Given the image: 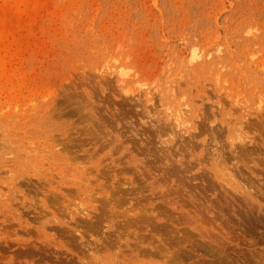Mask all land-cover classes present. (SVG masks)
Wrapping results in <instances>:
<instances>
[{"label": "rangeland", "instance_id": "rangeland-1", "mask_svg": "<svg viewBox=\"0 0 264 264\" xmlns=\"http://www.w3.org/2000/svg\"><path fill=\"white\" fill-rule=\"evenodd\" d=\"M175 84L188 132L162 117ZM217 104L264 117V0H0V264H264L261 182L208 170ZM87 127L92 155L50 165L53 136Z\"/></svg>", "mask_w": 264, "mask_h": 264}, {"label": "bare ground", "instance_id": "bare-ground-1", "mask_svg": "<svg viewBox=\"0 0 264 264\" xmlns=\"http://www.w3.org/2000/svg\"><path fill=\"white\" fill-rule=\"evenodd\" d=\"M203 55L201 52H198L197 50H193L191 60L198 59L199 57H202ZM206 59H204L202 62H205ZM121 76V77H119ZM126 72H122L120 70H117V78L119 81L128 82L124 83L126 85L132 84L130 82L132 79H129ZM154 89L156 87H153L151 90H143V94L148 102L153 101V96L155 94ZM173 89L175 92L168 93L166 91L156 89V92L159 94V97L161 96L162 105L164 106V109L162 111V117L169 124L168 127H170V130H177L182 131L186 130L189 131L187 127V124L185 122V118L183 117V109L179 108V102L180 98L178 97V90L176 84L173 86ZM169 97H171L169 99ZM261 110L259 112H264V107L262 105ZM186 107V105H185ZM263 108V109H262ZM212 116L215 117V114L218 115L219 121L221 122L219 125V130L224 135V145L219 144L216 142V140H212V148L210 149V155L213 164L208 168L209 171H213L214 175L219 179L222 180V182L225 183L226 186H228L231 189H236L238 187L237 184H239L240 177L245 180L248 184V181L252 180L251 178H256L257 181L261 182V187L258 188V191L262 192L264 194V176L260 177L256 174V163H255V155H261L264 154V117L259 118V116L256 117V120L253 121L251 118V115L248 110L245 108H242L241 113L233 114L230 112V110H226V107L222 106L221 104H217L215 107L211 109ZM214 112V113H213ZM258 110L256 113H258ZM188 114V111L186 115ZM239 125L241 127L240 133H236L234 128ZM244 127V128H243ZM256 128L261 129V134H259V137L251 136L247 134L246 132H249V129ZM56 130L57 128H53ZM87 129H90L87 127ZM215 129V128H214ZM214 129H212L214 131ZM90 139L83 136L81 139L77 138V142H74L73 138L67 137L65 133L60 134V136H53L55 139V145L49 143L47 146V149L50 153L49 156H47L46 159H50V165L54 166L57 164V162L60 164H64L65 166L69 165L66 163H69L70 160H77L78 158L85 159L86 157H89L92 155V153L89 152V149L86 148L85 150H82V152H78V150H74L73 145H90L91 143L96 145L98 142L102 140L103 133L99 132L95 129L89 130ZM216 137V136H215ZM47 139V137H45ZM260 142H259V140ZM217 143V144H216ZM65 158H63V156ZM250 162H253L255 166H250ZM96 169L95 172H98L96 175L95 181H99L98 188L101 191L104 190V204L108 207V209L113 208V204L120 202L118 199L109 196L105 188L109 185L104 186L105 182L100 178L102 173H99V168ZM61 172H64V169H61ZM87 168L85 169H77L78 172L74 174V177L78 179L77 184H73L77 186V190H82L84 193L88 192L89 189H92L90 185V179H86L84 174L87 173ZM60 172L58 168V173ZM80 172V173H79ZM86 179V180H85ZM113 180V179H111ZM63 182H67L66 179L61 180ZM114 184V183H113ZM112 184V185H113ZM84 185V188L81 186ZM249 185V184H248ZM245 187V186H244ZM110 188V187H109ZM125 194H131L133 192V189L131 187L124 189ZM247 196L250 198L252 197V193L248 191H243ZM125 199V197H124ZM123 199V200H124ZM131 203V202H129ZM130 207L132 208L133 205L130 204ZM129 237L125 239L124 245H126V242ZM119 242L121 241V237H119ZM130 251L134 253L137 249H139V243L135 242L133 246H130ZM162 254H164L162 252ZM219 254L223 255L222 252H219ZM140 262L141 264H151V261H142L139 258L135 259V262ZM149 262V263H147ZM247 262V261H246ZM216 264H224V261L220 258H218ZM226 264H229L226 261ZM233 264V263H231ZM246 264V263H245Z\"/></svg>", "mask_w": 264, "mask_h": 264}]
</instances>
